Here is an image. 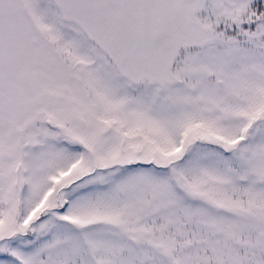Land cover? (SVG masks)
<instances>
[{
    "label": "snow or ice",
    "instance_id": "6c2138e0",
    "mask_svg": "<svg viewBox=\"0 0 264 264\" xmlns=\"http://www.w3.org/2000/svg\"><path fill=\"white\" fill-rule=\"evenodd\" d=\"M0 264H264V0H0Z\"/></svg>",
    "mask_w": 264,
    "mask_h": 264
}]
</instances>
